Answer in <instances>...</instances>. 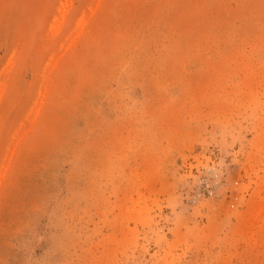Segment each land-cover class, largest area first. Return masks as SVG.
<instances>
[{
	"label": "rangeland",
	"instance_id": "rangeland-1",
	"mask_svg": "<svg viewBox=\"0 0 264 264\" xmlns=\"http://www.w3.org/2000/svg\"><path fill=\"white\" fill-rule=\"evenodd\" d=\"M0 264H264V0H0Z\"/></svg>",
	"mask_w": 264,
	"mask_h": 264
}]
</instances>
